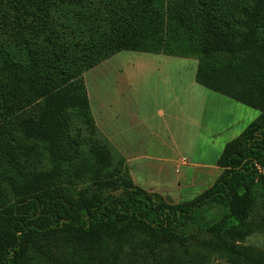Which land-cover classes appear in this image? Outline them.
Segmentation results:
<instances>
[{
  "label": "trees",
  "instance_id": "trees-1",
  "mask_svg": "<svg viewBox=\"0 0 264 264\" xmlns=\"http://www.w3.org/2000/svg\"><path fill=\"white\" fill-rule=\"evenodd\" d=\"M245 1L0 0L1 77L42 101L36 116L11 113L12 127L23 140L44 143L56 161L75 156L68 148V110L89 114L75 79L79 66L91 68L121 50L172 54L178 47L181 56V34L186 49L201 55L198 84L260 111L224 145L213 183L176 205L131 179L120 181L127 188L122 197L102 199L70 196L54 169L8 180L14 200L0 205V264H38V255L48 258L47 264H70L74 251H80L76 264H117L107 242L127 240L138 242L131 264H141V250L153 254L172 245L178 253L167 248L165 264H184L183 254L195 259L189 264H208L212 254L234 264H262L241 244L252 204L249 192L256 184L264 210V0ZM181 5L193 6L194 12ZM216 54L219 60L209 61ZM106 155L96 156L97 167L109 165ZM93 176L99 188L116 186L99 179L97 168ZM203 231L213 240L191 254L187 243ZM41 241H52L55 250L42 249ZM98 250L100 261L93 257Z\"/></svg>",
  "mask_w": 264,
  "mask_h": 264
},
{
  "label": "rangeland",
  "instance_id": "rangeland-1",
  "mask_svg": "<svg viewBox=\"0 0 264 264\" xmlns=\"http://www.w3.org/2000/svg\"><path fill=\"white\" fill-rule=\"evenodd\" d=\"M181 7L194 12L191 5ZM171 40L180 43V39ZM187 47L181 34V56L178 47L172 54L121 50L91 68L79 66L75 79L82 85L89 114L77 108L68 110V148L75 154L68 161L54 160L44 143L25 141L14 131L9 115L36 116L42 101L32 99L25 88L1 77V73L0 86L17 93L0 91V171H5L0 173V205L14 200L8 180L49 169L57 171L60 182L74 198L85 195L102 199L109 194L122 197L127 188L120 181L131 179L155 198L176 205L209 187L221 172L216 161L224 145L260 111L198 84L195 70L201 55ZM220 56H211L209 61H216L215 57L219 60ZM102 151L109 161L105 168L97 167L96 156ZM182 158L189 165L176 170V160ZM96 168L99 179L114 181L116 186L99 188L93 176ZM249 196L252 204L241 244L248 245L264 264L263 194L258 184ZM211 240L209 232H200L187 243V250L197 254L198 248ZM39 244L46 251L55 250L52 241ZM107 244L114 247L117 264H131L130 252L137 241ZM161 247L153 254L141 250L139 263L165 264L169 251L178 253L176 245ZM79 252L69 256L70 264L77 263ZM101 252L93 254L96 261H100ZM183 255L184 264L195 260ZM207 260L208 264H234L215 254ZM35 261L47 264L49 259L38 255Z\"/></svg>",
  "mask_w": 264,
  "mask_h": 264
},
{
  "label": "built area",
  "instance_id": "built-area-1",
  "mask_svg": "<svg viewBox=\"0 0 264 264\" xmlns=\"http://www.w3.org/2000/svg\"><path fill=\"white\" fill-rule=\"evenodd\" d=\"M187 163V160L185 158H182V159H179L178 160V166H177V169H179V167L182 165V164H186Z\"/></svg>",
  "mask_w": 264,
  "mask_h": 264
},
{
  "label": "crops",
  "instance_id": "crops-1",
  "mask_svg": "<svg viewBox=\"0 0 264 264\" xmlns=\"http://www.w3.org/2000/svg\"><path fill=\"white\" fill-rule=\"evenodd\" d=\"M178 160L179 159H177L176 160V162H178ZM176 162H175V167H176ZM186 165H189L188 163H186V164H182L180 167H179V169H181L183 166H186ZM177 169V168H176ZM186 172H189V170H187Z\"/></svg>",
  "mask_w": 264,
  "mask_h": 264
}]
</instances>
